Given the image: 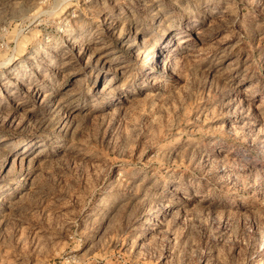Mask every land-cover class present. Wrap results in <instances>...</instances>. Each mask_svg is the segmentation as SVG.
<instances>
[{
    "label": "rangeland",
    "instance_id": "rangeland-1",
    "mask_svg": "<svg viewBox=\"0 0 264 264\" xmlns=\"http://www.w3.org/2000/svg\"><path fill=\"white\" fill-rule=\"evenodd\" d=\"M0 264H264V0H0Z\"/></svg>",
    "mask_w": 264,
    "mask_h": 264
},
{
    "label": "bare ground",
    "instance_id": "bare-ground-1",
    "mask_svg": "<svg viewBox=\"0 0 264 264\" xmlns=\"http://www.w3.org/2000/svg\"><path fill=\"white\" fill-rule=\"evenodd\" d=\"M110 82L111 81H109L108 83L104 84L103 87H102V89H107L109 87V85H110Z\"/></svg>",
    "mask_w": 264,
    "mask_h": 264
}]
</instances>
